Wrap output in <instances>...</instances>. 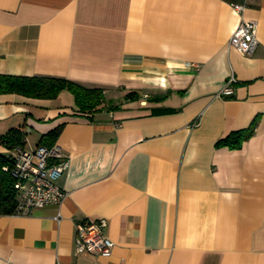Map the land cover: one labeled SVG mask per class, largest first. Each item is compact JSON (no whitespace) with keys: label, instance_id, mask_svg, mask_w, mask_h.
<instances>
[{"label":"crops","instance_id":"crops-1","mask_svg":"<svg viewBox=\"0 0 264 264\" xmlns=\"http://www.w3.org/2000/svg\"><path fill=\"white\" fill-rule=\"evenodd\" d=\"M240 19L252 55L229 44ZM0 73L105 97L86 114L65 89L0 93V133L35 131L33 149L59 127L69 159L59 204L0 214V264H264V0H0ZM85 219L106 221L109 256L76 249Z\"/></svg>","mask_w":264,"mask_h":264},{"label":"built area","instance_id":"built-area-1","mask_svg":"<svg viewBox=\"0 0 264 264\" xmlns=\"http://www.w3.org/2000/svg\"><path fill=\"white\" fill-rule=\"evenodd\" d=\"M233 8L240 12L243 3H234ZM229 44L242 54L252 55L257 46L256 22L240 19L233 30ZM235 78L231 75L217 96H230L234 90ZM11 174L15 178L17 193L15 213H25L33 208L48 204H59L65 191L57 184V179L68 166V157L57 142L50 145L38 144L31 150L17 145L11 149ZM6 169V167H4ZM104 219H85L76 223V249L101 256H109L113 241L106 234Z\"/></svg>","mask_w":264,"mask_h":264},{"label":"trees","instance_id":"trees-1","mask_svg":"<svg viewBox=\"0 0 264 264\" xmlns=\"http://www.w3.org/2000/svg\"><path fill=\"white\" fill-rule=\"evenodd\" d=\"M63 89L71 92L77 110L81 113L87 114L101 108L103 89L100 87H86L63 77L0 73V93L13 92L27 97L54 98ZM129 94L130 92L127 93ZM58 128L55 127L43 133L39 142L46 145L52 144ZM251 131L250 127L232 130L220 137L215 145L239 147ZM24 136L25 132L21 126L10 127L4 133H0V144L13 149L17 145L24 144ZM12 161L11 154L0 152V214L14 213L17 204L15 178L11 174Z\"/></svg>","mask_w":264,"mask_h":264},{"label":"rangeland","instance_id":"rangeland-1","mask_svg":"<svg viewBox=\"0 0 264 264\" xmlns=\"http://www.w3.org/2000/svg\"><path fill=\"white\" fill-rule=\"evenodd\" d=\"M33 98L39 99L37 97H33ZM103 99H105L104 96H103ZM25 136H26V144H27L26 149L31 150V147L34 145L33 142L35 138V131H32L31 133L28 132Z\"/></svg>","mask_w":264,"mask_h":264}]
</instances>
